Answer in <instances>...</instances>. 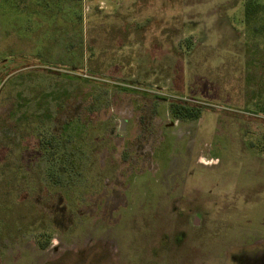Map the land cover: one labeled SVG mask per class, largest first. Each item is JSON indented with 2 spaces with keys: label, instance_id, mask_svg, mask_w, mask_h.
<instances>
[{
  "label": "rangeland",
  "instance_id": "374dc122",
  "mask_svg": "<svg viewBox=\"0 0 264 264\" xmlns=\"http://www.w3.org/2000/svg\"><path fill=\"white\" fill-rule=\"evenodd\" d=\"M12 1L0 264H264V0ZM70 115L91 148L54 168Z\"/></svg>",
  "mask_w": 264,
  "mask_h": 264
},
{
  "label": "trees",
  "instance_id": "16d2710c",
  "mask_svg": "<svg viewBox=\"0 0 264 264\" xmlns=\"http://www.w3.org/2000/svg\"><path fill=\"white\" fill-rule=\"evenodd\" d=\"M10 1L13 4V1L12 0ZM245 6L247 7L246 8V15H247L246 19L248 20L249 18H251L252 14H255V12L257 11L260 5L259 3L251 0L248 3H246ZM0 10L4 12V15H9L5 25L6 26L11 25L13 19L15 18V16L11 12L12 8L8 7L6 4L4 6L3 5L0 6ZM78 45L80 47V62H79V65L73 66L74 67L73 69H77L79 68L80 65L83 64V56L85 54V47H84L85 44L83 41V37L80 38V44L76 42L70 45L69 51L73 52V49L78 47ZM69 54L71 57L73 53L71 54L70 52H68V55ZM169 108H170L169 109L170 113L174 120L176 119V120H182V121H196L201 118L202 113H203V109L201 107L188 105V104H171ZM86 122H88L87 119L85 120L80 119V118L76 119L70 115L65 119V122L63 123L60 134L53 132L50 135L51 137L48 136V140L40 139V145H39L40 150L42 151L43 156L46 157L50 163H52V167L60 169L62 164L64 163H60L59 159L68 158L71 155L81 156L83 154H86L87 151L90 150L91 145L85 139L86 135L81 133V123L84 124L85 126L84 128H86ZM63 127H64V131H63ZM76 127L78 131V135L80 133L81 135L78 138L67 136L69 135L68 134L69 130L72 131V129H75ZM65 168L70 169V170L74 169V167H72L70 163L65 165ZM68 172L73 173L74 170L68 171ZM79 172H82V171L77 170V173Z\"/></svg>",
  "mask_w": 264,
  "mask_h": 264
},
{
  "label": "flooded vegetation",
  "instance_id": "af4514ba",
  "mask_svg": "<svg viewBox=\"0 0 264 264\" xmlns=\"http://www.w3.org/2000/svg\"><path fill=\"white\" fill-rule=\"evenodd\" d=\"M200 163L204 164V165H209L206 161L201 160Z\"/></svg>",
  "mask_w": 264,
  "mask_h": 264
},
{
  "label": "water",
  "instance_id": "95a60500",
  "mask_svg": "<svg viewBox=\"0 0 264 264\" xmlns=\"http://www.w3.org/2000/svg\"><path fill=\"white\" fill-rule=\"evenodd\" d=\"M124 125H125V121L122 122V127H121L122 130L125 129Z\"/></svg>",
  "mask_w": 264,
  "mask_h": 264
},
{
  "label": "crops",
  "instance_id": "0c3cea01",
  "mask_svg": "<svg viewBox=\"0 0 264 264\" xmlns=\"http://www.w3.org/2000/svg\"><path fill=\"white\" fill-rule=\"evenodd\" d=\"M83 1V0H82Z\"/></svg>",
  "mask_w": 264,
  "mask_h": 264
}]
</instances>
